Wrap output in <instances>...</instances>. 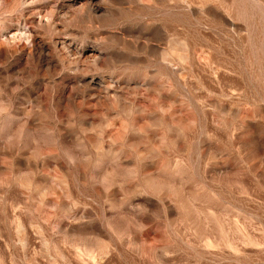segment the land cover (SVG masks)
Here are the masks:
<instances>
[{
	"label": "rangeland",
	"instance_id": "1",
	"mask_svg": "<svg viewBox=\"0 0 264 264\" xmlns=\"http://www.w3.org/2000/svg\"><path fill=\"white\" fill-rule=\"evenodd\" d=\"M0 264H264V0H0Z\"/></svg>",
	"mask_w": 264,
	"mask_h": 264
}]
</instances>
